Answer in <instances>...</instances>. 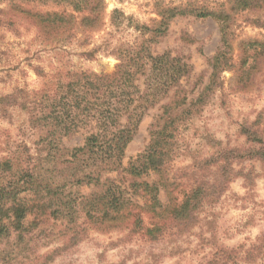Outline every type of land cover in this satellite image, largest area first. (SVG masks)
Instances as JSON below:
<instances>
[{
	"label": "rangeland",
	"instance_id": "374dc122",
	"mask_svg": "<svg viewBox=\"0 0 264 264\" xmlns=\"http://www.w3.org/2000/svg\"><path fill=\"white\" fill-rule=\"evenodd\" d=\"M95 1L90 14L75 0H0V217L11 189L28 206L21 229L0 233V264H264V158L246 151L264 144V0L246 9L236 0ZM191 6L228 16L225 43L220 20ZM45 11H64L62 21L41 25L34 14ZM149 51L165 53L164 72L180 80L160 92L118 159L71 156L95 125L91 116L71 121L67 84L81 106L85 82L104 85L113 73H133L124 83L145 94L162 72L150 70ZM164 122L163 165L130 173ZM227 149L247 153L230 165L218 161ZM111 180L158 235L132 228L131 218L100 220L101 184ZM143 183L154 185L161 215L150 211ZM198 186L205 197L192 219L172 220L170 210Z\"/></svg>",
	"mask_w": 264,
	"mask_h": 264
},
{
	"label": "trees",
	"instance_id": "16d2710c",
	"mask_svg": "<svg viewBox=\"0 0 264 264\" xmlns=\"http://www.w3.org/2000/svg\"><path fill=\"white\" fill-rule=\"evenodd\" d=\"M260 0H236L238 8L246 9L255 7L258 5ZM74 7L76 10H82L88 13H93L97 9H100V2L95 0H75ZM171 11L170 9H168ZM188 12L195 14L199 17H214L220 20V30L224 32L222 40L225 43L226 28H227V18L228 16L221 11H213L203 6H191ZM29 12V11H27ZM181 12H184V10ZM64 11H45L36 12L34 16L37 21L44 25L45 27H53L54 23H60L63 18ZM174 15V14H171ZM264 25V21L259 24ZM142 57V56H140ZM148 57L151 59L150 70H155V65L160 66L163 59L165 58V53L153 54L149 51ZM162 67V72L158 74L157 77L150 76L149 82L143 90L147 93L139 94V90H128L131 84L129 82L124 83L125 79H130L133 73H127L124 77L118 78L116 73L111 76L103 77L105 80L104 85L101 83L96 84L95 82L89 81L85 82V90L88 101L83 103L82 106L78 98V91L74 90L75 85L73 83H68L69 96L73 101L68 105L67 112L71 121H74L79 115L86 116L89 119L93 117L95 125V130L91 131L85 136L86 140L82 147L72 148L71 156H75L76 153L79 154L83 151L84 155H87L91 159H96V157L105 161H112L118 159L123 154V150L127 143L132 139L136 125L140 122L146 110L154 106L160 99V92L164 93L168 90L170 86L176 84L181 76L178 75H167L168 72H164ZM217 70V64L213 66V74ZM125 72V71H124ZM149 73V72H148ZM101 78V80L103 79ZM74 86V87H73ZM105 86V89H104ZM134 86V85H133ZM136 88V86H134ZM142 90V91H143ZM107 96H106V95ZM96 95V96H95ZM8 97V96H4ZM2 98V97H1ZM184 96L180 98L184 101ZM94 99H98L95 101ZM180 100H174V106H179L181 104ZM91 116V117H90ZM124 118V122L120 123L119 119ZM57 119V116L55 117ZM264 123V121H263ZM70 126L66 130H69L71 126H74L73 122H70ZM246 134H250V139L252 141H259L260 136L254 138L255 132H249L244 130ZM150 140L143 150L142 153L135 159L138 162V166H130V173L139 174L141 171L147 168L157 170L164 162L167 151L164 145L168 142V137H171L170 131L166 128V123L164 122L160 128L154 129L150 132ZM249 139V136L248 138ZM263 143V142H262ZM251 151L248 153H253V155H258L260 158H264V144L259 148L246 150ZM74 152V154H73ZM244 151L238 149H227L218 152V161L220 158L229 159V164L233 159H240L245 156ZM224 155V157H223ZM232 169V167H231ZM135 170L137 172L135 173ZM97 172V171H96ZM99 173V172H98ZM239 174L238 172H232L231 177ZM230 175V174H229ZM230 178V176H228ZM225 178L224 181L229 180ZM222 182V180H221ZM220 183V181L218 182ZM142 184V183H140ZM145 184L150 190V211L155 215H161L163 210L160 212L155 211V207L159 205V201L156 198L155 193L152 195L151 191L154 185ZM104 189L101 191V196L99 200V206L95 209L98 210L99 218L101 221H107V223H116L125 221L131 218V225L134 229H142L145 235H150V237H155L156 233L160 230V226L154 224L152 227L144 226L143 219L138 212H134L132 208L127 205L131 203V198H126L122 190L111 182L101 184ZM139 185V184H138ZM218 187V186H216ZM13 202L5 207L4 218L0 217V233H5L6 235L14 233L15 230L21 229L23 218L28 210V206L24 204L20 199H17V194L14 189L8 191ZM205 194L201 187H196L190 192L184 194V199L179 204H176L169 213V216L174 221H188L192 219L196 209L201 206L204 201ZM90 204L94 205L92 202ZM127 205V206H126ZM4 208V205L0 206V211ZM86 214L91 216V212L87 211ZM6 219L7 221L5 222ZM23 239L24 236L16 234V238Z\"/></svg>",
	"mask_w": 264,
	"mask_h": 264
}]
</instances>
